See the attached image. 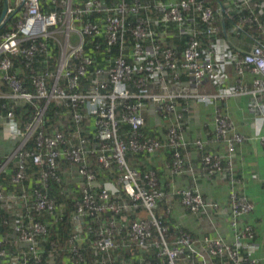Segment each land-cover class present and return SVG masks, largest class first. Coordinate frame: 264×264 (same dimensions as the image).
Listing matches in <instances>:
<instances>
[{
  "label": "built area",
  "instance_id": "obj_1",
  "mask_svg": "<svg viewBox=\"0 0 264 264\" xmlns=\"http://www.w3.org/2000/svg\"><path fill=\"white\" fill-rule=\"evenodd\" d=\"M40 1L7 0L0 22L1 27L15 14L19 16L14 30L0 36V82L9 91L0 89V99L34 109L32 119L22 129L13 109L7 110L1 122L5 137L19 140L18 162L11 178L19 191L7 196L0 193V202L20 203L18 210H24L28 222L10 221L9 233L0 235V261L7 255L4 246L9 238L21 251L11 254L7 264H38L37 239L47 233L38 219L55 207L43 190L51 181L60 182L57 162L64 160L74 165L84 180L72 216L76 226L73 241L83 242L80 231L84 218L100 221L92 249L107 259L96 261L98 264H115L111 255L119 251L150 247L158 250L162 264H177L187 252L196 259L191 264H209L210 260L263 264L264 258L256 256L255 232L245 222L253 205L240 191L242 182L234 173L237 147L246 138L234 130L227 116L215 110L213 117L212 141L223 146V153H204L205 143L200 140L193 145L204 153L200 161L204 176L227 177L228 206L205 200L196 189L176 190L172 197L189 213L205 218L211 229L216 227V217L226 221L231 242L220 235L195 241L186 233L168 242L167 229L155 216L157 203L165 199L159 181L153 172L141 174L132 168L127 155H153L169 148L172 155L167 168L171 175L192 177L195 169L183 154L188 146L184 117L188 105L179 110L178 101L216 107L218 102L243 96L249 97V111L261 120L257 137L264 146V0H82L80 4L45 0L54 8L48 13L41 11ZM169 36L186 40L181 53L167 45ZM47 41L59 50L55 69L41 75L31 69L33 92H28L8 56H21L28 68L36 56H50ZM87 45L96 54L103 48L108 52L114 49V56L105 61L107 65L96 64L86 53ZM51 103L70 110L74 142L56 129L49 133L42 130ZM145 103L166 124L163 140L141 132ZM119 107L120 119L116 116ZM89 117L93 118L94 141L83 135L84 120ZM121 122L129 126L123 136L119 134ZM91 159L104 170L118 171L115 186L101 188L90 168ZM29 162L38 169V185L26 189L23 184L28 181ZM262 183L264 188V178ZM94 187L99 188L98 193L92 191ZM117 189L128 204L111 200ZM138 209L145 216L131 222L122 241H115L121 230L110 216ZM121 219L125 221V217ZM23 255H31L32 262H19Z\"/></svg>",
  "mask_w": 264,
  "mask_h": 264
},
{
  "label": "trees",
  "instance_id": "obj_2",
  "mask_svg": "<svg viewBox=\"0 0 264 264\" xmlns=\"http://www.w3.org/2000/svg\"><path fill=\"white\" fill-rule=\"evenodd\" d=\"M85 1V0H83ZM82 0H74L75 4H80ZM41 11L43 13H48L54 8H52L49 4L45 3V0H41ZM3 11V2L0 0V18ZM141 15L138 17L140 18ZM19 19L18 14H15L11 17L5 25L0 27V36L6 32L14 30V27ZM170 41L168 46L174 48L178 53H181L185 47L186 40L182 39L179 40L175 38L174 40L168 38ZM88 43V42H87ZM89 44V43H88ZM48 45V47H47ZM46 48L49 52L50 56L41 57L36 56L34 62L28 67L25 68L23 58L21 56H8L11 63H12V70L16 74L17 79L20 83L27 88L28 92H33L29 81V71L33 69V73L37 75L43 74L45 71L53 72L55 69V63L59 56V50L56 46L53 45L52 42H46ZM86 53L91 56L92 58L96 59L97 61L102 62V60H106L109 57V60L113 58L114 51L107 53L106 49H102V56H97L94 51L90 49V45L86 46ZM106 64V63H105ZM0 89L3 93H8L7 87L0 82ZM8 100L0 99V113L5 114L6 111H3L2 106L12 108L14 111V116L19 121L20 127H23L28 121L31 120L32 115L34 114V110L32 105L25 104V105H16L13 106ZM179 109V108H178ZM120 115V111H117V116ZM187 112L185 113V121H186ZM45 124L42 130L45 133H49L51 130L56 129L58 131H62L65 135L71 137L73 126L71 122V113L70 110L64 108L63 106H57L55 104H50L47 108L44 117ZM92 120L90 118H85L84 120V127H83V135L89 138L91 141H94L93 134H89L90 131H87L88 128L91 129ZM126 124H121L120 134L122 135L127 130ZM141 132L148 137L156 138L150 135V133L145 129V127L141 130ZM158 140H161L157 138ZM33 145V140L28 143V146ZM169 152V160H171L172 150L169 148L164 149ZM138 155L134 156L128 154L127 160L129 165L132 168L135 167V159ZM146 155H140V157ZM139 157V156H138ZM1 165V163H0ZM90 168L96 173V177L98 179L99 185L104 187L105 180H109L112 178L118 177V171L115 168L104 170L102 169L94 160L91 159L89 161ZM16 167V160L12 163H8L6 165L5 171L0 175V192L8 194L14 190V187L11 185L10 180L11 176L14 173ZM138 170L141 174H145L148 172H153L158 181L160 179V173L156 171V169H148L147 171H143L140 169ZM57 172L60 177V182L51 181L48 183V187L43 190L50 199L54 201L55 209L53 212L47 213L44 212L40 217L39 221L47 228V233L44 236H41L37 239V247H38V257L39 262L38 264H95L94 259L106 260V256H101L98 252L92 249V242L95 238V230L99 227L100 221L98 222L91 217L84 218L83 222L81 223V235L83 237V242L78 244L73 241V236L76 232L75 223L72 221V216L74 213L75 205L78 202L79 198V191L82 184H84V180L78 176L76 168L66 161H58V168ZM27 175L28 181L25 182V186L28 188L29 186L38 185V169H36L32 164L29 162L27 165ZM105 181V182H104ZM17 189V188H16ZM94 193L99 192L98 187H94L92 189ZM111 200H114L117 204L118 203H129L130 201L127 197L122 193L120 189H118V193L116 192L115 195L111 196ZM166 198V197H165ZM167 200V199H166ZM166 200H162L158 202L157 208L155 211V216L159 220L162 227L167 229L166 232V239L168 242L174 241L177 237L181 234H189L188 231L181 229L179 226H175L172 224V220L170 215L166 212L168 210L166 206ZM7 205L5 202H0V235L8 234V224H10L11 220L21 219L24 224L28 222V219L25 215L24 210H18L19 204L16 208L14 205L12 207V211L9 213L7 210L4 209ZM2 208V209H1ZM137 211H133L131 213H123L117 217H111L109 219H113L116 222L118 227L117 230H121L117 232L114 236L115 241H122V238L128 234L129 227L132 221L137 219L136 215L134 214ZM109 217V215H107ZM121 217H125V221L121 219ZM102 221V220H101ZM3 222H7V226H3ZM192 236V235H191ZM156 237L155 232L153 233V238ZM192 239L196 241V239L192 236ZM5 250L7 255L4 257L2 264H7L10 260L11 254H18L21 250L16 246L12 245V241L8 238L7 242L5 243ZM75 249V251H73ZM146 251H151V255H136L134 258H131L130 254L127 251H119L117 255H111V259L115 264H146L147 262L151 263H158L162 264V259L157 258L158 250L154 247L147 248ZM143 252V251H141ZM137 254V252H136ZM130 257V258H128ZM196 259L191 253H185L184 256L179 259L177 264H191ZM19 262H32L31 255H23L20 256ZM215 262H213L214 264ZM198 264V263H197Z\"/></svg>",
  "mask_w": 264,
  "mask_h": 264
},
{
  "label": "crops",
  "instance_id": "obj_3",
  "mask_svg": "<svg viewBox=\"0 0 264 264\" xmlns=\"http://www.w3.org/2000/svg\"><path fill=\"white\" fill-rule=\"evenodd\" d=\"M87 1V0H85ZM175 39V38H174ZM173 39V40H174ZM105 64V63H103ZM11 105L16 106L11 101H7ZM249 97H236L218 102L216 107H205L202 104H196L193 100L178 101V108L181 110L188 105L187 116L185 121V136L188 146L183 150L184 158L194 167L195 173L191 176H173L167 166L170 163L169 152L161 150L153 155H146L135 159V169L143 170L156 169L159 172V186L165 193L168 208L167 214L170 215L171 222L175 226H179L191 234L196 241L204 236L220 235L227 242L232 241V234L229 225L226 221L216 217L215 229L209 227L207 220L200 215L189 213L179 202L173 198L172 194L176 190L196 189L207 201L217 202L220 206H228L229 197V182L226 176L218 175L214 177H206L201 172V157L204 153H223V146L214 144L212 139L213 133V117L215 110L227 116L231 121L234 130L244 136L246 140L243 144L237 147L234 159L235 177L242 182L240 191L246 195L252 203L254 210L245 217V221L250 225L256 234V244L259 249L256 256L264 258V189L262 180L264 178V146L261 140L258 139L257 129H259L261 120L253 115L248 108ZM3 111L12 109L9 106ZM5 112V114H6ZM4 113H0V126L3 120ZM142 115L145 119V129L153 137L161 140L165 137V123L158 120L150 112V104H145L142 110ZM157 121L159 124H157ZM164 126V127H163ZM89 134H94L93 125ZM200 140L205 143V152L198 151L193 143ZM16 151V142H11L2 135L0 129V173L5 171L8 163L13 162V157ZM106 181V182H105ZM105 185L115 186V179L105 180ZM118 190V189H117ZM118 193V191H117ZM115 195V194H114ZM15 204L10 202L2 210H7L9 213ZM199 244V243H198ZM200 245V244H199ZM201 246V245H200ZM126 251V250H125ZM137 252V254H136ZM131 258L136 255L150 256L151 251L127 250ZM130 258V257H128ZM135 259V258H134ZM215 264H222L217 261ZM264 264V261H263Z\"/></svg>",
  "mask_w": 264,
  "mask_h": 264
},
{
  "label": "clouds",
  "instance_id": "obj_4",
  "mask_svg": "<svg viewBox=\"0 0 264 264\" xmlns=\"http://www.w3.org/2000/svg\"><path fill=\"white\" fill-rule=\"evenodd\" d=\"M2 2H3V5H4V1L2 0ZM170 43V41H168V44ZM103 49H106V48H103ZM107 51V50H106ZM111 51H114L115 52V50L114 49H110V51L109 52H111ZM108 51H107V53H109ZM95 54H96V52H95ZM98 57L99 56H102L103 57V54H102V50H101V53H97L96 54ZM114 56V55H113ZM108 59H109V57H108ZM108 59H106V60H102V62H100V61H97L96 59V61H97V63L96 64H99V65H104L103 63H105V61H107ZM105 65H107V63L105 64ZM3 83V82H2ZM4 85H5V83H3ZM1 86V85H0ZM6 86V85H5ZM3 100V99H2ZM228 100V99H227ZM51 104H53V103H51ZM145 104H149V103H145ZM144 104V105H145ZM57 106H60V105H57ZM48 108V107H47ZM144 108V107H143ZM34 110V109H33ZM46 111H47V109H46ZM117 111H120V115L119 116H117ZM117 111H116V116H117V118H119L120 119V117H121V109H120V107L117 109ZM46 113V112H45ZM142 113V112H141ZM152 114V113H151ZM153 115V114H152ZM32 117H33V115H32ZM142 117H143V115H142ZM157 117V116H156ZM91 120H92V125H93V118L92 117H89ZM32 119V118H31ZM159 119V118H158ZM143 121H144V126L141 128V130L145 127V119H144V117H143ZM160 121V120H159ZM19 122V121H18ZM29 122V121H28ZM27 122V123H28ZM121 124H126V123H124V122H121L120 123V127H119V134H120V128H121ZM20 125V124H19ZM127 125V124H126ZM24 126H25V124H24ZM23 126V127H24ZM23 127H20L21 129L23 128ZM127 130L121 135V136H123V135H125V133L129 130V126L127 125ZM93 130H94V128H93ZM60 132H62V131H60ZM65 134V133H64ZM94 134H95V132H94ZM94 134H93V136H94ZM3 135V134H2ZM4 136V135H3ZM67 136V135H66ZM67 137H69V136H67ZM69 138H71L72 140H73V142H74V139L72 138V137H69ZM14 142H16V148H17V145H18V143H19V140L18 139H16V141H14ZM27 147H29L28 145H27ZM31 147V146H30ZM29 147V148H30ZM139 156V155H138ZM127 157H128V155H127ZM13 161L14 160H16V166H17V162H18V160H17V157H16V151H15V155H14V157H13V159H12ZM93 160V159H92ZM61 161H63V160H61ZM91 161V160H90ZM128 161V160H127ZM66 162H68V161H66ZM95 162V161H94ZM68 163H70V162H68ZM96 163V162H95ZM71 164V163H70ZM57 165H58V162H57ZM72 165V164H71ZM74 166V165H73ZM75 167V166H74ZM76 168V167H75ZM15 169H16V167H15ZM135 169V168H134ZM77 170V169H76ZM15 171V170H14ZM58 173V172H57ZM14 174V173H13ZM0 175H1V173H0ZM59 175V174H58ZM13 176V175H12ZM12 176H11V178H12ZM79 176V175H78ZM80 177V176H79ZM37 180H38V178H37ZM98 180V179H97ZM115 182V181H114ZM10 183H11V180H10ZM99 183V182H98ZM11 185L14 187V190L12 191V192H9L8 194H5V193H3V192H0V193H2L4 196H7V195H10V194H12V193H14L15 191H19V187H16V186H14L12 183H11ZM24 185V187L26 188V189H28V188H32L33 186H36V185H33V186H29L28 188L25 186V183L23 184ZM104 187H105V185H104ZM17 188V189H16ZM159 188H160V186H159ZM80 189V188H79ZM264 189V188H263ZM161 190V189H160ZM162 191V190H161ZM163 192V191H162ZM164 193V192H163ZM164 195H165V193H164ZM245 195V194H244ZM246 196V195H245ZM165 197H166V195H165ZM173 198H176V197H173ZM167 199V197L165 198V199H163V200H166ZM177 199V198H176ZM249 200V199H248ZM162 201V200H161ZM160 202V201H159ZM5 203L6 204H8L6 201H5ZM15 204V203H14ZM158 204V203H157ZM15 206H16V208H17V206H18V204H15ZM54 206H55V204H54ZM157 208V207H156ZM18 209V208H17ZM54 209H55V207H54ZM253 210H254V207H253ZM54 211V210H53ZM52 211V212H53ZM137 212H135L134 214L136 215V217L137 218H139V217H144L145 215H144V212L141 210V209H138V210H136ZM156 211V210H155ZM253 212V211H252ZM251 212V213H252ZM40 222V221H39ZM246 222V221H245ZM250 226V225H249ZM253 229V228H252ZM255 232V231H254ZM80 236L82 237V235H81V232H80ZM83 238V237H82ZM255 240H256V234H255ZM78 244H81V242L80 243H78ZM13 245V244H12ZM95 251V250H94ZM140 251H145V250H140ZM97 252V251H96ZM99 253V252H98ZM101 256H105V255H102L101 253H99ZM106 258H107V256H106ZM99 262V260L96 258V259H94V263L95 264H98L97 262ZM102 261V260H101ZM213 262H217V260H210L209 261V264H213ZM214 263V264H215Z\"/></svg>",
  "mask_w": 264,
  "mask_h": 264
},
{
  "label": "water",
  "instance_id": "obj_5",
  "mask_svg": "<svg viewBox=\"0 0 264 264\" xmlns=\"http://www.w3.org/2000/svg\"><path fill=\"white\" fill-rule=\"evenodd\" d=\"M3 1H4V5H3V11H2L1 18H0V22L3 19V17L5 16L6 10H7V0H3Z\"/></svg>",
  "mask_w": 264,
  "mask_h": 264
},
{
  "label": "rangeland",
  "instance_id": "obj_6",
  "mask_svg": "<svg viewBox=\"0 0 264 264\" xmlns=\"http://www.w3.org/2000/svg\"><path fill=\"white\" fill-rule=\"evenodd\" d=\"M156 117V116H155ZM157 119H158V117H156ZM159 120V119H158ZM157 124H159V122L157 121ZM164 127V126H163ZM0 129H1V132H2V134L4 135V132H3V127H2V125L0 126ZM164 129V131H166V128L164 127L163 128ZM4 137H5V135H4ZM7 140H9V141H11V142H14V141H16L15 139H13V140H11V139H8V138H6Z\"/></svg>",
  "mask_w": 264,
  "mask_h": 264
}]
</instances>
